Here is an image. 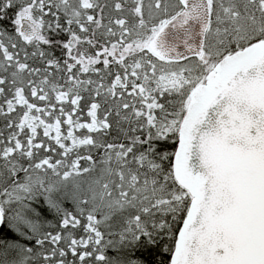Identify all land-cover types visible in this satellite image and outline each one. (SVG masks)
Segmentation results:
<instances>
[{
  "label": "snow or ice",
  "instance_id": "1",
  "mask_svg": "<svg viewBox=\"0 0 264 264\" xmlns=\"http://www.w3.org/2000/svg\"><path fill=\"white\" fill-rule=\"evenodd\" d=\"M0 264H264V0H0Z\"/></svg>",
  "mask_w": 264,
  "mask_h": 264
}]
</instances>
